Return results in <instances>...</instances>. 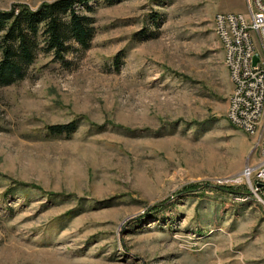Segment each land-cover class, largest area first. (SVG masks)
<instances>
[{
  "label": "rangeland",
  "instance_id": "374dc122",
  "mask_svg": "<svg viewBox=\"0 0 264 264\" xmlns=\"http://www.w3.org/2000/svg\"><path fill=\"white\" fill-rule=\"evenodd\" d=\"M87 1L88 49L0 86V264H264L255 135L225 117L212 25L245 1Z\"/></svg>",
  "mask_w": 264,
  "mask_h": 264
},
{
  "label": "trees",
  "instance_id": "16d2710c",
  "mask_svg": "<svg viewBox=\"0 0 264 264\" xmlns=\"http://www.w3.org/2000/svg\"><path fill=\"white\" fill-rule=\"evenodd\" d=\"M90 10L87 0H52L35 9L21 4L0 10V86L23 79L39 53L67 66L65 55L72 43L79 51L88 49L95 31L94 19L86 13ZM74 124L72 120L45 129L50 134L68 135Z\"/></svg>",
  "mask_w": 264,
  "mask_h": 264
},
{
  "label": "built area",
  "instance_id": "2783aa9c",
  "mask_svg": "<svg viewBox=\"0 0 264 264\" xmlns=\"http://www.w3.org/2000/svg\"><path fill=\"white\" fill-rule=\"evenodd\" d=\"M244 1L247 14L217 11L212 25L225 36V55L233 82L225 117L234 128L255 135L256 160L244 168L243 176L249 190L261 191L264 197V121L255 122L256 113L264 111V0Z\"/></svg>",
  "mask_w": 264,
  "mask_h": 264
},
{
  "label": "bare ground",
  "instance_id": "6f19581e",
  "mask_svg": "<svg viewBox=\"0 0 264 264\" xmlns=\"http://www.w3.org/2000/svg\"><path fill=\"white\" fill-rule=\"evenodd\" d=\"M214 18H215V15H214ZM214 32H215L216 36L218 37V39H219V41L221 43V46H222V49H223V52H224V61H225L226 67H227L229 75H230V80L232 82L231 71H230V67H229V63H228V58H226V55H225V36H221V30L216 25L214 26ZM232 86H233V82H232ZM232 91H233V88H232ZM232 91H231V93H232ZM263 121H264V111H258L256 113V115H255V122H263ZM230 123L233 125L232 121H230Z\"/></svg>",
  "mask_w": 264,
  "mask_h": 264
}]
</instances>
